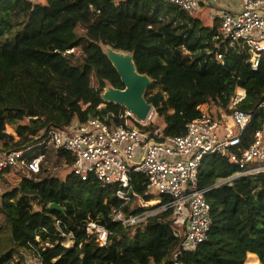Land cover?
Listing matches in <instances>:
<instances>
[{"label": "trees", "instance_id": "16d2710c", "mask_svg": "<svg viewBox=\"0 0 264 264\" xmlns=\"http://www.w3.org/2000/svg\"><path fill=\"white\" fill-rule=\"evenodd\" d=\"M219 28L218 20L204 26L161 0H0V150L24 151L28 162L46 156L39 173L29 172L2 195L9 237L0 240V264L22 252L42 264H264V174L224 183L238 167L206 157L199 187L211 189L212 228L199 248L181 250L184 217L167 211L124 225L113 220L114 211L129 217L158 207L131 211L115 185L54 173L69 168L73 158L55 148L51 131L125 111L102 98L107 78L91 63L96 53L100 64L107 59L102 46L133 55L137 72L151 79L145 98L162 125L135 124L156 141L185 134L190 122L219 109L230 113L236 105L255 112L264 100V53L253 70L249 49L230 47ZM6 122L16 137L4 132ZM260 127L256 115L244 134L245 148ZM131 177L137 195L155 198L147 195L143 175ZM52 204L65 213L50 210ZM89 222L107 230L105 245L88 235Z\"/></svg>", "mask_w": 264, "mask_h": 264}, {"label": "built area", "instance_id": "2783aa9c", "mask_svg": "<svg viewBox=\"0 0 264 264\" xmlns=\"http://www.w3.org/2000/svg\"><path fill=\"white\" fill-rule=\"evenodd\" d=\"M161 1L178 7L192 17L202 0ZM220 1L238 3L239 7L220 9L212 15L220 23L221 38L232 48L242 46L249 49L251 67L258 70L264 53V0ZM219 59L223 60V57L219 56ZM256 115L261 117V127L250 146L245 148L244 134ZM135 123L148 125L125 109L118 116L113 115L112 119L109 115L104 119L91 118L72 130H53L49 135L58 151L73 158L70 168L77 180L85 182L93 176L103 186H117V196L126 205H132V195L142 198L133 191L132 174L140 173L146 178L147 195L155 196V206L160 209L158 213L149 215L148 210L128 217L117 210L112 214L114 221L135 225L150 216L172 211L186 221L187 230L181 250H195L208 240L213 223L211 205L206 197L211 189L199 187V172L204 159L220 156L238 167V172L224 183L264 174V100L255 112L241 111L235 105L230 113L223 109L206 113L190 122L185 134L166 137L163 141L152 139ZM24 153L21 150H0V200L4 194V180L12 170L40 172L46 156L40 155L28 162ZM145 206L149 208L148 204ZM87 233L96 236L101 245L106 244L108 232L102 226L89 222ZM179 254H174V260Z\"/></svg>", "mask_w": 264, "mask_h": 264}, {"label": "rangeland", "instance_id": "374dc122", "mask_svg": "<svg viewBox=\"0 0 264 264\" xmlns=\"http://www.w3.org/2000/svg\"><path fill=\"white\" fill-rule=\"evenodd\" d=\"M225 3L221 2L220 0H212L211 3H208L205 0L201 1V5L198 9V11L193 14L192 18L199 23H201L204 26H212L214 23V19L212 18V15L217 12L219 9H223L225 7ZM98 46L94 45L93 50L97 51ZM103 53L107 56L108 52L111 48L102 46L101 47ZM101 58V55L99 53H96L94 57L91 59V63L99 69L101 74L107 78V87L104 92L109 91L110 89H119L125 88L124 84L121 81V78L114 68L113 64L107 57V59L102 62L101 64L99 63V59ZM94 85H97L96 79H94ZM238 100V98H237ZM147 124L149 123H155L157 125V128H160L162 125V119L158 118V115L156 114L155 110L153 111L151 118L145 122ZM9 124L6 123L4 129L5 132H10L7 131L9 129L8 127ZM7 129V130H6ZM12 133V132H11ZM11 136H15L14 134H10ZM8 134V136H10ZM10 136V137H11ZM24 172V171H23ZM55 175L60 177V179L65 180V178L72 173L71 168H66V167H61L58 168L54 171ZM22 174H18V172H14L12 176H8V183L9 184H4V193L8 192L11 190V188L16 187L22 180ZM145 204H148L149 208L156 207L155 205L157 204L155 198L152 200H145L143 198H136L132 205H131V211H135L137 209H146ZM1 200H0V240L2 242H7V237H9V232L8 228L5 222L4 214L1 212ZM160 209L156 208L155 210H147L149 215L156 214L158 213ZM7 244V243H6ZM5 244V245H6ZM127 244V243H125ZM68 246H72V242H68ZM3 250L0 247V251ZM9 264H42L40 259L37 258L33 253H28V252H22L21 255H15L12 259V261Z\"/></svg>", "mask_w": 264, "mask_h": 264}, {"label": "water", "instance_id": "95a60500", "mask_svg": "<svg viewBox=\"0 0 264 264\" xmlns=\"http://www.w3.org/2000/svg\"><path fill=\"white\" fill-rule=\"evenodd\" d=\"M107 57L118 72L125 88L123 90L112 88L104 92L103 100L124 107L140 122H147L155 110L145 98L146 90L152 83L151 79L137 72L133 55L110 49ZM49 208L52 211L65 213V209L57 204H52Z\"/></svg>", "mask_w": 264, "mask_h": 264}, {"label": "crops", "instance_id": "0c3cea01", "mask_svg": "<svg viewBox=\"0 0 264 264\" xmlns=\"http://www.w3.org/2000/svg\"><path fill=\"white\" fill-rule=\"evenodd\" d=\"M205 1H207L208 3H211V1L212 0H205ZM225 7L223 8V9H225V8H234V9H237V8H239L238 7V3H225ZM220 10V9H219ZM7 124H9L8 125V127H9V129L7 130V131H10V132H5V129H4V132L8 135H10V134H14L15 136H11V137H16V132H15V130H14V127H13V124L12 123H10V122H6ZM6 123H4L3 125H4V127H5V125H6ZM12 132V133H11ZM18 172V174H22L21 176H22V179L25 177V176H27L28 175V172L26 171V170H23V169H14V170H12V172H11V174L9 175V176H12L13 175V173L14 172ZM24 171V172H23ZM8 178H10V177H8ZM8 178L6 179V180H8Z\"/></svg>", "mask_w": 264, "mask_h": 264}]
</instances>
